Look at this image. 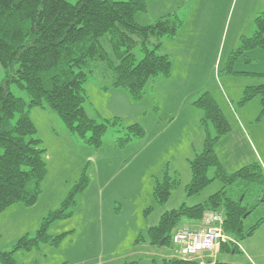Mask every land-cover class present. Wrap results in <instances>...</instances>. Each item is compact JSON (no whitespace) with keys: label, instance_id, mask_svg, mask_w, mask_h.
Listing matches in <instances>:
<instances>
[{"label":"rangeland","instance_id":"1","mask_svg":"<svg viewBox=\"0 0 264 264\" xmlns=\"http://www.w3.org/2000/svg\"><path fill=\"white\" fill-rule=\"evenodd\" d=\"M146 2L147 12L136 15L145 24L168 12L184 17L176 37L161 46L172 57L173 80L157 78L148 83L142 98L135 99L111 86L112 70L94 62V74L85 83V109L89 117L110 125L98 147L79 139L50 107H31L35 137L45 148L47 173L34 205L16 203L0 213V250H13L22 237L35 236L82 179L86 186L76 194L72 213L48 225L47 234L56 242L15 249L13 257L19 264H166L172 256L183 258L177 245H153L148 230L164 212L202 203L223 186L213 180L199 193H187L192 178L189 160L201 151L205 137L193 105L203 92L212 95L231 124L215 146L225 169L232 173L257 162L264 166L263 94L245 99L252 94L249 87L264 84V47L243 43L256 30L264 0ZM105 45L112 52L110 44ZM134 52L142 57L139 48ZM4 78L0 63V84ZM11 91L30 101L27 90L17 84ZM133 124H139L145 135L119 146L117 130ZM209 128L214 134L212 125ZM214 174L211 168L208 175ZM166 175L178 178L180 184L160 204L154 190ZM260 219L263 222L238 242L237 250L220 247L211 259L218 264H264L263 204L249 214L246 225ZM187 221L184 218L181 224ZM206 254H198L200 262L208 260Z\"/></svg>","mask_w":264,"mask_h":264},{"label":"trees","instance_id":"2","mask_svg":"<svg viewBox=\"0 0 264 264\" xmlns=\"http://www.w3.org/2000/svg\"><path fill=\"white\" fill-rule=\"evenodd\" d=\"M147 8L146 0H0V63L5 72L0 84V213L16 203L34 205L47 173L45 148L35 137L31 107H50L73 134L98 147L110 125L89 117L85 109V83L94 74V62L112 70L111 86L124 89L135 99L143 97L148 83L171 76L172 57L163 53L161 46L165 39L176 37L184 17L170 12L152 23L140 24L136 15ZM255 24L252 37L243 39L245 47H264V10L256 16ZM136 48L142 53L140 59ZM13 84L27 90L29 102L11 91ZM249 91L252 94L245 99L262 93L264 101V84L249 87ZM193 105L201 112L205 137L202 150L189 160L192 178L187 193H199L213 180H220L223 186L202 203L182 204L164 212L159 223L149 228L148 237L153 245L172 246L182 219L200 221L206 212L220 211L224 231L234 239L221 244L220 250H237L238 242L263 222L260 219L246 225L249 214L264 205V166L257 162L228 172L215 146L230 131L229 120L207 91ZM117 132L121 147L145 135L139 124ZM211 168L215 170L213 177L208 175ZM179 184L178 178L169 175L159 181L154 190L158 203L166 202ZM85 186L86 179H82L62 207L45 218L37 234L22 237L15 249H30L45 241L55 243L47 234L48 225L72 213L76 194ZM15 249L0 250V264H19L13 257ZM165 263L201 264L199 259L177 256L165 259Z\"/></svg>","mask_w":264,"mask_h":264},{"label":"built area","instance_id":"3","mask_svg":"<svg viewBox=\"0 0 264 264\" xmlns=\"http://www.w3.org/2000/svg\"><path fill=\"white\" fill-rule=\"evenodd\" d=\"M234 241L224 231V214L208 211L204 214L202 225L195 228L182 227L173 234V244L184 259H200V253H215L222 243ZM202 264V263H201Z\"/></svg>","mask_w":264,"mask_h":264},{"label":"crops","instance_id":"4","mask_svg":"<svg viewBox=\"0 0 264 264\" xmlns=\"http://www.w3.org/2000/svg\"><path fill=\"white\" fill-rule=\"evenodd\" d=\"M145 12H147V11H144V12H140V13H145ZM139 13V14H140ZM169 13V12H168ZM167 13V14H168ZM138 15V14H137ZM164 15H166V14H164ZM163 16V15H162ZM137 17V16H136ZM161 17V16H160ZM137 19V18H136ZM138 21V20H137ZM138 22H140L141 24L142 23H146V22H143V20H142V18L140 17V19H139V21ZM147 24H149V23H147ZM165 40H167V39H165ZM164 40V41H165ZM164 41H163V43H164ZM162 43V44H163ZM172 75H173V73H172ZM172 75L170 76V77H168V78H166V77H160V78H162V79H164V80H173V77H172ZM179 77H181V74H179ZM198 110V109H197ZM199 113H200V117H201V112L199 111ZM202 150V149H201ZM219 157V156H218ZM220 158V157H219ZM221 159V158H220ZM222 164H224V166L226 165V163H223L222 162ZM202 225V220H200V221H193V220H188L187 221V223H185V224H181L176 230H178V229H180V228H182V227H189V228H195V227H199V226H201ZM175 230V231H176ZM233 246V245H232ZM240 247V246H239ZM239 247H237V248H239ZM229 248V247H228ZM228 248H226L225 250H229ZM219 249H220V247H219ZM219 249H218V251H219ZM217 251V252H218ZM216 252V253H217ZM207 254H206V257L208 258V260L206 261V262H201L202 264H218L217 262H215V261H213L212 259H211V254L212 253H210L209 251L208 252H206ZM200 258V257H199ZM200 260V259H199Z\"/></svg>","mask_w":264,"mask_h":264}]
</instances>
